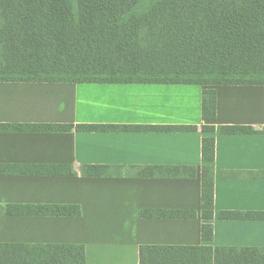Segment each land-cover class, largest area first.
<instances>
[{"label": "crops", "instance_id": "obj_1", "mask_svg": "<svg viewBox=\"0 0 264 264\" xmlns=\"http://www.w3.org/2000/svg\"><path fill=\"white\" fill-rule=\"evenodd\" d=\"M205 89L217 92L211 133L200 129ZM51 124L115 128L39 127ZM224 125L255 132L224 134ZM148 126L199 128H139ZM204 137L215 139L212 205L202 200ZM86 166L104 173L85 174ZM174 166L195 175L141 174ZM222 211L249 217L222 219ZM204 223L213 226L211 241L202 238ZM47 245L83 246L86 264H140L146 245L264 249V85L0 81V249L32 256Z\"/></svg>", "mask_w": 264, "mask_h": 264}, {"label": "trees", "instance_id": "obj_2", "mask_svg": "<svg viewBox=\"0 0 264 264\" xmlns=\"http://www.w3.org/2000/svg\"><path fill=\"white\" fill-rule=\"evenodd\" d=\"M0 0V81L264 85V0ZM217 92L202 96V132H214ZM206 122V123H205ZM83 131L114 126L42 125ZM128 128V127H124ZM149 130L197 131V126H148ZM224 134L253 133L224 125ZM202 200L214 203L215 139L202 140ZM100 175L103 166H86ZM195 175L194 167H146L143 175ZM59 214L76 206H54ZM144 215H151L146 211ZM195 217V211H161ZM212 209L203 211L211 220ZM249 217L222 211L220 218ZM202 238L213 239L204 223ZM0 264H86L80 245H47L37 255L2 254ZM16 253V254H15ZM140 264H264V249L250 247L141 246Z\"/></svg>", "mask_w": 264, "mask_h": 264}, {"label": "rangeland", "instance_id": "obj_3", "mask_svg": "<svg viewBox=\"0 0 264 264\" xmlns=\"http://www.w3.org/2000/svg\"><path fill=\"white\" fill-rule=\"evenodd\" d=\"M152 1L153 0H144L143 7L150 5L152 3Z\"/></svg>", "mask_w": 264, "mask_h": 264}]
</instances>
